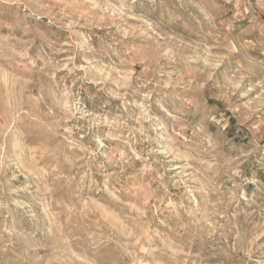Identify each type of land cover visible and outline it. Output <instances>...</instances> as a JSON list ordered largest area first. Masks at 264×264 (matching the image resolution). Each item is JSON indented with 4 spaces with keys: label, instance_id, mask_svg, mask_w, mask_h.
<instances>
[{
    "label": "rangeland",
    "instance_id": "374dc122",
    "mask_svg": "<svg viewBox=\"0 0 264 264\" xmlns=\"http://www.w3.org/2000/svg\"><path fill=\"white\" fill-rule=\"evenodd\" d=\"M0 264H264V0H0Z\"/></svg>",
    "mask_w": 264,
    "mask_h": 264
}]
</instances>
